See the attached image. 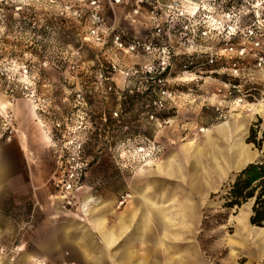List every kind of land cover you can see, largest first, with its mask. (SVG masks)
Here are the masks:
<instances>
[{"label": "rangeland", "instance_id": "374dc122", "mask_svg": "<svg viewBox=\"0 0 264 264\" xmlns=\"http://www.w3.org/2000/svg\"><path fill=\"white\" fill-rule=\"evenodd\" d=\"M178 1L187 13L203 6L205 37L196 25L189 33L172 21L162 53L149 54L124 52L110 40L149 33L140 16L129 23L125 5L101 0L100 23L92 24L82 7L79 17L65 9L67 0H0V264H83L78 243L89 264H104L121 240L140 255L160 239L175 252L197 253L199 264H264V225L248 223L252 200L222 207L237 171L200 194L187 181L193 165L210 172L216 162L243 167L264 156V65L249 55L234 66L201 65L226 42L221 15L231 9L242 24L260 23L263 0ZM174 9L162 19L174 18ZM190 54L194 68L185 70L181 59ZM160 62L169 66L161 86ZM150 85L156 103L148 112ZM133 190L135 230L108 249L93 220L102 216L105 229L117 230ZM164 225L183 238L160 236ZM135 231L142 241L133 242ZM59 233L66 239L58 242Z\"/></svg>", "mask_w": 264, "mask_h": 264}, {"label": "built area", "instance_id": "2783aa9c", "mask_svg": "<svg viewBox=\"0 0 264 264\" xmlns=\"http://www.w3.org/2000/svg\"><path fill=\"white\" fill-rule=\"evenodd\" d=\"M101 0H67V3L70 5H65L64 8L69 10L71 8L74 9V13L76 12V17H79L81 13V7L90 13V20L92 24H99L98 13L103 7V4L100 3ZM109 6H119L125 5L129 7V11L127 13V19L130 24H134L136 22V16H140L143 19V22L146 26L149 27V33L144 37L141 41H124L122 35H112L111 41L117 46L120 50L128 53L141 51V53H154L151 51H159L162 53L163 46H160V40L164 37H167V34L173 30L172 21H178V24L175 26L183 27V30L189 31V33H194L191 28L198 26L195 29V33L198 35L205 37V14L203 6H199L198 8H191V12L187 13L181 9L183 8L181 2L178 0H168L164 2V0H105ZM238 4L248 3L246 0H237ZM72 4V5H71ZM192 3H187V5H191ZM264 4V0H263ZM195 6V5H194ZM175 9L173 11H177V14L171 18L162 19L164 14H171L170 10ZM179 8V9H176ZM76 9V10H75ZM144 10V12L142 11ZM169 14V15H170ZM201 16H203L201 18ZM226 22L225 25H220L221 32L223 33V38L226 42H224V46L218 49L214 53L204 54V60L201 65L213 66L216 63H223L227 61L232 66H234L235 60H244L246 55L253 57V59L257 62V65H264V32L262 30L263 20L259 23L250 18L248 23L242 24L240 23V19L238 14L234 13L231 9H227L221 15ZM264 17V15H263ZM198 18V19H196ZM236 21L234 22V19ZM204 19V20H203ZM196 22V23H195ZM177 23V22H175ZM200 24V25H199ZM204 25V26H201ZM174 26V27H175ZM261 27V29H260ZM188 28L190 30H188ZM165 30V31H164ZM89 36H91L94 40H99L97 37V33L95 31H90ZM221 34V33H219ZM239 39L240 42L232 43L234 39ZM249 52V54L247 53ZM196 57L194 54H190L185 57ZM168 65L164 66V62H160L159 70L156 71L157 75L164 72L167 69ZM185 70L193 69V65L190 68L183 66ZM149 73V72H147ZM146 75V73L144 74ZM148 75V74H147ZM156 103V102H154ZM160 104V103H158ZM69 188V186L67 185Z\"/></svg>", "mask_w": 264, "mask_h": 264}, {"label": "crops", "instance_id": "0c3cea01", "mask_svg": "<svg viewBox=\"0 0 264 264\" xmlns=\"http://www.w3.org/2000/svg\"><path fill=\"white\" fill-rule=\"evenodd\" d=\"M238 161L233 160L231 162H228L229 164L226 165H224L223 163L220 164L219 162H216V164L214 163L213 170L211 169L210 172L207 166H204L203 163L202 166L193 165L192 167L188 168L187 181L191 185V187L200 194L202 192V189H204L207 186L215 187L221 179L225 178L228 175L229 171H237L238 169H240L242 166H240L239 164L240 162ZM166 171L175 172L176 169L172 167H167ZM131 197L132 200L130 202L129 209L126 211V213H121L122 217L120 218V222L117 226V230L113 231V230L105 229L104 222L106 221L102 216H97L93 220L94 226L101 233L102 241L105 247L108 249H111L113 247L112 245L113 244L115 245L118 239H122L123 236L129 230V228L133 227V229L135 230L134 226L132 225H134L133 222L137 216V212H136L137 192L133 190ZM87 202H88V198L85 199L84 203ZM187 208L188 206H185V204L184 206L180 205V214L178 215L181 217V219L180 222L178 223L181 225V227L186 224L185 222L188 216L186 210H189ZM247 215L248 212L244 215V218L243 217L242 218L246 220ZM143 219L144 218H142V222H141L142 224L144 223ZM174 221H175L174 214L170 217L168 216V222L175 223ZM258 229L264 232V228H258ZM84 231L88 233L87 230ZM181 235L182 233L178 232L176 229H174L173 231L172 226L167 228L165 225L163 226V230L160 234V236L166 237L167 239H172L171 237L175 239L177 238L182 239L183 237ZM75 236L76 233L74 232V234L71 236L72 239L70 240L77 242ZM58 237H59L58 242L62 240V237L63 239H66V236L61 233H59ZM84 238H85L84 236L82 237L80 236L81 241H84ZM91 240L96 247H102L100 240L99 241L101 245L99 246H97V244L94 242L92 238ZM133 240H134L133 242L139 240L142 241V237L138 232H136V235H133ZM121 241H120V245L118 246V252L115 255H112L110 253L109 258L105 257L103 259L104 264H112V263L113 264H193L192 262H195V264H199L200 262L199 259L197 258V253L194 252L190 254L189 248H185L182 249L181 251L175 252V247H171L169 245L165 246L166 244L162 242V239L157 241L156 246H149L145 248V250H143V252H141L140 255L138 254L137 251V250L142 251L140 247H137L136 245L133 247L132 245L123 243ZM78 246H79V253H81L83 260L87 259L83 261V264H89L90 259L88 258V256L82 254L79 243ZM144 253H147L145 254L146 258H143ZM88 254L90 256L91 251H89Z\"/></svg>", "mask_w": 264, "mask_h": 264}, {"label": "trees", "instance_id": "16d2710c", "mask_svg": "<svg viewBox=\"0 0 264 264\" xmlns=\"http://www.w3.org/2000/svg\"><path fill=\"white\" fill-rule=\"evenodd\" d=\"M193 57H183L181 64L187 68L194 65ZM177 63V65H181ZM203 68H211L212 66L202 65ZM167 75V69L164 72L157 75V84L163 83L164 78ZM155 86V84H154ZM153 86L146 87L145 108L148 112H151L152 107L150 103L153 102L152 92ZM249 140V137L248 139ZM252 143L253 140H249ZM223 208H233L239 206L241 203L252 200L250 209V216L248 223L253 227H262L264 225V156L261 160L247 164L243 169L236 173L234 181L229 186L228 191L224 196Z\"/></svg>", "mask_w": 264, "mask_h": 264}, {"label": "water", "instance_id": "95a60500", "mask_svg": "<svg viewBox=\"0 0 264 264\" xmlns=\"http://www.w3.org/2000/svg\"><path fill=\"white\" fill-rule=\"evenodd\" d=\"M253 161H254V159L251 160L250 162H248L247 164L253 163ZM247 164H246V165H247ZM246 165H245V166H246ZM245 166H243V167H241L240 169H238L237 172H239V171H240L241 169H243ZM237 172H236V173H237ZM249 226H250V225H249Z\"/></svg>", "mask_w": 264, "mask_h": 264}, {"label": "bare ground", "instance_id": "6f19581e", "mask_svg": "<svg viewBox=\"0 0 264 264\" xmlns=\"http://www.w3.org/2000/svg\"><path fill=\"white\" fill-rule=\"evenodd\" d=\"M3 102H4V101H3ZM4 103H5V102H4ZM5 106H6V103H5ZM5 106H4V107H5ZM4 107H3V108H4ZM126 197L128 198V197H130V196H129V195H127ZM120 204H121V203H120Z\"/></svg>", "mask_w": 264, "mask_h": 264}]
</instances>
